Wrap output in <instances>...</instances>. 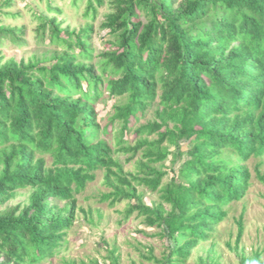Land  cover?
<instances>
[{
  "label": "trees",
  "instance_id": "obj_1",
  "mask_svg": "<svg viewBox=\"0 0 264 264\" xmlns=\"http://www.w3.org/2000/svg\"><path fill=\"white\" fill-rule=\"evenodd\" d=\"M83 1L72 3L79 8ZM86 2L85 17L92 19L98 6H111L100 24L108 47L96 63L92 21L70 29L56 15L38 13L37 38L55 49L17 60L2 49L26 45V27L0 18V206L29 190L25 203L0 210V264L53 258L73 226L75 194L101 169L112 188L102 201H127L125 218L137 212L174 243L162 259H149L185 264L226 218L225 206L248 190L246 162L264 156V0ZM47 4L58 11L52 0ZM105 91L126 100L113 106L111 131L95 107ZM157 97L156 119L130 127L131 117L137 121ZM132 132L133 143L125 137ZM110 133L116 147L102 137ZM120 152L128 160L141 152L136 172L124 170ZM138 185L160 192V201L146 205ZM238 224L239 240L242 217ZM102 264H120L118 249L108 250ZM239 264L264 262L256 252L241 254Z\"/></svg>",
  "mask_w": 264,
  "mask_h": 264
},
{
  "label": "rangeland",
  "instance_id": "obj_2",
  "mask_svg": "<svg viewBox=\"0 0 264 264\" xmlns=\"http://www.w3.org/2000/svg\"><path fill=\"white\" fill-rule=\"evenodd\" d=\"M0 0L1 19L5 24L13 26H25V36L27 44L21 47L7 44L2 51L7 57L14 56L17 60L25 58L30 59L33 55L43 58L50 56L55 46L49 43L47 38L42 41L37 38L35 30L40 24L38 13H45L49 16L56 15L62 22V27L70 29L79 28L87 21H92L94 30L91 42L94 47V58L91 61L96 63L105 47H108L110 36L108 30L100 27L105 14L111 11L108 2L98 6V15L96 19L85 17L87 6L84 0L79 8H76L72 0H52V5L58 11H49L47 0ZM10 13L13 15H6ZM86 86V84H85ZM126 102L125 98H114L105 91L103 96L97 101L95 107L98 111V120L102 127L108 125L111 131L110 118L113 116L114 105ZM159 97L145 112L138 113V120L131 117L130 127H139L149 121L156 119V109L159 106ZM114 127H120L119 122L114 123ZM106 138L112 147H116L114 134L102 135ZM126 138L131 143L134 142L135 134L127 133ZM156 135L150 138H156ZM188 144L182 145V150L186 151ZM172 151L174 148L171 149ZM130 154L122 152L116 153L119 161L124 166L125 171L136 172L137 160L141 152L132 160H128ZM185 155L182 161L187 159ZM170 155L165 161V170L168 175L164 181L170 179L171 173ZM178 163V166L182 163ZM52 158L46 156V163L50 165ZM250 169V185L245 195L238 201H232L225 206L227 211L226 218L220 222L215 230L210 234L207 241L199 242L192 250L190 257L185 264H239L241 254L252 257L256 252L260 253L264 262V182L259 176L264 177V156L261 158L251 157L247 162ZM177 166V167H178ZM177 171V169H176ZM138 190L145 193L143 201L151 206L153 202L160 201V192L149 191L144 186L138 185ZM112 191V188L106 184L105 171H96V177L88 182L85 190L75 194L76 198V217L73 226L68 230L66 243L59 249L57 254L47 259L41 264H65L66 261L76 260V264L85 263L92 257L99 259L102 264V257H105L108 250L117 248L120 253V264H159L150 260L153 255L158 259L168 251V243L174 246V243L167 241L160 235L158 227H149L143 217L137 212L130 217L125 218L127 201L117 202L111 205V201H102L104 194ZM29 190H20L15 198L8 201L0 210L25 203L28 200ZM131 203H135L134 200ZM166 208H169L165 204ZM242 217L243 232L238 240L239 224L238 220Z\"/></svg>",
  "mask_w": 264,
  "mask_h": 264
}]
</instances>
